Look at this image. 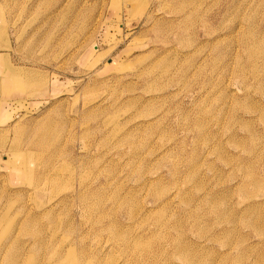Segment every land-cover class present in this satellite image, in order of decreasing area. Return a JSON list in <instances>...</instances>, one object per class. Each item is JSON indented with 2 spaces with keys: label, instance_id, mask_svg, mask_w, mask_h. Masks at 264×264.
<instances>
[{
  "label": "rangeland",
  "instance_id": "obj_1",
  "mask_svg": "<svg viewBox=\"0 0 264 264\" xmlns=\"http://www.w3.org/2000/svg\"><path fill=\"white\" fill-rule=\"evenodd\" d=\"M0 264H264V0H0Z\"/></svg>",
  "mask_w": 264,
  "mask_h": 264
},
{
  "label": "bare ground",
  "instance_id": "obj_2",
  "mask_svg": "<svg viewBox=\"0 0 264 264\" xmlns=\"http://www.w3.org/2000/svg\"><path fill=\"white\" fill-rule=\"evenodd\" d=\"M255 211V210H254Z\"/></svg>",
  "mask_w": 264,
  "mask_h": 264
}]
</instances>
